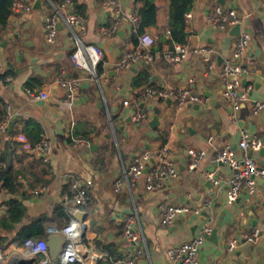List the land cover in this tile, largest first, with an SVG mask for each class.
Returning <instances> with one entry per match:
<instances>
[{
  "label": "crops",
  "instance_id": "crops-1",
  "mask_svg": "<svg viewBox=\"0 0 264 264\" xmlns=\"http://www.w3.org/2000/svg\"><path fill=\"white\" fill-rule=\"evenodd\" d=\"M62 1L34 0L30 12L9 14L6 25L0 28V102L5 105L7 119L5 129L0 130V177L7 171L13 187V191H0V237L4 241L0 264H40L43 254L29 255L25 238L48 242L54 231L61 234L70 219L79 224L73 241L82 257L79 264H127L126 254L138 247L143 252L136 264H173L167 249L196 234L208 217L216 229V242L205 238L199 264H264V180H257L253 195L243 192L229 203V169L212 161L224 146L238 151L242 129L258 135L264 148V110L252 113L253 103L264 100V0H194L185 29L190 50L181 62L164 54L174 47L167 33L170 0H153L156 23L145 30L156 38L150 48L153 59H141L120 70L115 68L117 61L136 46L139 34L133 36L136 25L128 16L135 15L140 3L121 0L124 19L116 34L108 36L100 28L108 27L115 15L103 9V0H72L73 12L84 19L81 40L103 50L102 70L95 78L71 62L76 39L65 24L60 23L55 43L45 41V18ZM217 5L235 8L243 17L241 31L251 36L244 57L248 72L242 78L248 99L240 102L236 120L222 95L220 73L224 62L232 58L239 33L233 26L215 30L207 23V15ZM194 38L196 48L213 49L211 70L204 56L192 48ZM63 78L82 79L73 95L68 96L58 85ZM147 86L188 87L205 101L177 107L172 99L153 97L146 103L152 109L149 119L135 122L131 119L135 105L130 103L138 101ZM27 89L44 91L47 97L33 98ZM125 100L130 103L124 104ZM155 107L159 109V124L152 128L148 122ZM19 133L32 142L47 137L52 145L50 162L22 149L16 140ZM75 137L88 139L89 146L73 145ZM162 145H167L168 156L177 167L176 177L165 178L154 190H146L143 177L136 181L126 178L125 170L135 155ZM189 149L204 151L194 169L188 167ZM255 157L264 166V154L258 151ZM205 171L213 173L219 184L207 180ZM74 180H91L83 204H76L68 191ZM118 182L121 185L116 189ZM14 198L24 209L19 220L10 221L6 215ZM206 200L209 204L198 217L187 214L170 226L161 225V206L194 208ZM128 216L134 217L139 235L136 242L122 236ZM253 230L257 231L256 240L243 242ZM231 239L239 241L233 254L227 248ZM105 245H110V254ZM57 264L73 263L58 257Z\"/></svg>",
  "mask_w": 264,
  "mask_h": 264
},
{
  "label": "built area",
  "instance_id": "built-area-1",
  "mask_svg": "<svg viewBox=\"0 0 264 264\" xmlns=\"http://www.w3.org/2000/svg\"><path fill=\"white\" fill-rule=\"evenodd\" d=\"M34 0H12L10 5V15L14 16L24 12H30ZM73 1L63 0L60 5L51 14L45 18V41L53 44L56 41L60 23L65 24L72 31L76 46L70 53V59L73 65L80 71L88 73L92 78L97 77V65L102 60L103 50L99 45L85 44L80 38V34L85 33V24L82 16L76 14L72 10ZM103 9H109L114 13V21L108 27H101L100 31L108 36L115 35L122 23L125 12L121 0H103L101 3ZM191 13H186V19ZM128 18L135 25L137 21L136 15H129ZM243 17L233 7H224L217 5L212 12L207 15V23L215 30H224L227 27L240 25ZM169 34V31H167ZM156 38L147 32H142L137 37L136 46L124 52L123 56L117 61L116 70L128 69L132 64L141 59L151 60L153 55L150 48L155 44ZM251 42V36L247 32H240L232 51V58L225 61L222 65L220 75L223 78L224 87L222 91L223 97L228 101L232 110L231 117L236 120V111L241 101L248 99V89L242 87V78L248 72L244 64V57L247 53ZM190 50L189 42L186 40L181 44H174L170 51H166L165 56L174 62H181L185 59ZM195 52L204 56L207 61V68H213V61L210 59L212 48L200 47L195 48ZM82 82L81 78L60 79L58 85L63 87L68 96L73 95ZM27 93L37 99H45L47 93L44 91H35L27 89ZM156 97L161 100L172 99L177 107H181L187 103H201L205 98L195 93L191 88H157L147 86L141 93L138 101L130 103L125 100L124 104H134L135 110L131 115V119L135 122L145 121L152 114V109L146 107V103L151 98ZM264 110V100L255 101L252 105V113L258 114ZM7 125V119L0 124V130H4ZM212 137H209L211 140ZM16 140L20 147L24 150H30L39 155L44 162H50L52 152L51 141L47 137H42L36 142H32L24 133L16 135ZM75 146H89V140L83 137H75L73 139ZM262 145L261 138L256 134H250L246 130H241L240 139L237 143L238 151L233 150L230 146H224L219 149L213 156L212 161L224 164L229 169V177L227 181L226 198L229 203L233 202L241 193L253 195L257 189V180H264V166H261L255 153L259 151ZM169 149L167 145H162L154 151L144 150L135 155L125 170V176L130 181H136L143 177L146 190H154L163 185L165 178H174L177 176V167L168 156ZM188 153L191 157L189 169L198 166L199 161L204 155L202 150L189 149ZM207 180L213 184H219V180L213 176L211 172H204ZM91 180L84 183L74 180L70 183L68 191L76 204H83L88 195V186ZM121 183L118 182L116 189H119ZM5 187L0 181V191H5ZM1 203V202H0ZM209 202L206 200L202 205L190 208L183 204H169L161 206L160 223L162 226H170L180 216L192 214L196 217L202 214ZM79 230V224L76 220L70 219L61 229V234L65 237V245L59 255L61 261L65 263L82 262V257L77 252L73 241L75 240ZM212 231V218H205L196 234L188 240L179 244L170 246L167 249V256L173 264H199V251L205 238ZM122 236L131 242L139 240V235L134 227V217L128 216L124 222ZM257 238V231L253 230L250 234L245 235L246 241L253 242ZM29 255L42 253L40 264H48L50 259L45 241L36 242L32 239L24 241ZM239 245L237 239H231L228 242V250L234 251ZM141 247L129 252L125 256L127 264H136V258L142 254Z\"/></svg>",
  "mask_w": 264,
  "mask_h": 264
},
{
  "label": "trees",
  "instance_id": "trees-1",
  "mask_svg": "<svg viewBox=\"0 0 264 264\" xmlns=\"http://www.w3.org/2000/svg\"><path fill=\"white\" fill-rule=\"evenodd\" d=\"M12 0H0V28L4 27L7 23V19L10 14V5ZM135 2L140 3V6L136 9L135 15L137 16L136 29L133 33L135 37L137 34L145 32L146 28L154 25L156 23L157 17V6L153 0H135ZM194 0H170L169 5V39L168 41L173 44H181L186 41V13L189 12L193 5ZM137 43V40L135 39ZM102 63L99 62L97 65V72L102 70ZM1 103V102H0ZM0 110V122L5 119V105L1 103ZM0 181L3 186L9 191H13L11 176L5 171L1 177ZM22 203L14 198L9 201V208L7 211L6 219L10 221L19 220L23 214ZM30 239V238H28ZM25 240H27L25 238ZM33 240V239H32ZM4 244V241L0 237V246ZM110 245H105L104 249L110 254ZM73 264H79L78 262H73Z\"/></svg>",
  "mask_w": 264,
  "mask_h": 264
},
{
  "label": "water",
  "instance_id": "water-1",
  "mask_svg": "<svg viewBox=\"0 0 264 264\" xmlns=\"http://www.w3.org/2000/svg\"><path fill=\"white\" fill-rule=\"evenodd\" d=\"M235 33L241 32V26L240 25H234L232 27ZM196 38L193 39L192 48H196ZM159 109L157 107L154 108V113L149 120V125L153 128L156 125L159 124ZM260 154H264V148H261ZM254 226L256 225V221H253L252 223ZM208 238L214 240L216 242V229H212L211 234L207 236ZM246 239H243V242H245ZM47 248L49 249V256L50 261L48 264H57L58 257L65 245V237L61 234H59L57 231H54L49 237L48 242H46ZM230 254H233L231 251ZM237 254V253H236Z\"/></svg>",
  "mask_w": 264,
  "mask_h": 264
}]
</instances>
